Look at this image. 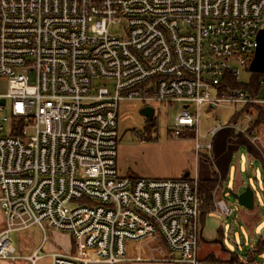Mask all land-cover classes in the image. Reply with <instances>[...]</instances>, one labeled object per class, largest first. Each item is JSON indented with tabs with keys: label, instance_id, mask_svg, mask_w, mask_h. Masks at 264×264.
<instances>
[{
	"label": "built area",
	"instance_id": "1",
	"mask_svg": "<svg viewBox=\"0 0 264 264\" xmlns=\"http://www.w3.org/2000/svg\"><path fill=\"white\" fill-rule=\"evenodd\" d=\"M261 31L264 0H0V261L19 258L12 231L37 225L76 242L50 264H117L130 243L155 238L172 261L220 264L198 253L197 172L119 173V103L178 106L171 135L192 133L196 156L211 153L199 106L261 102L226 79L251 71ZM227 126L259 141L240 120L211 135ZM216 207L234 211L223 199Z\"/></svg>",
	"mask_w": 264,
	"mask_h": 264
},
{
	"label": "rangeland",
	"instance_id": "2",
	"mask_svg": "<svg viewBox=\"0 0 264 264\" xmlns=\"http://www.w3.org/2000/svg\"><path fill=\"white\" fill-rule=\"evenodd\" d=\"M253 74L242 69L239 82L250 84ZM258 96L260 103H222L216 108L206 103L199 106V140L201 143L212 141L213 148L211 153L201 149L198 157L192 133L171 135L178 106L127 99L119 103L117 164L121 175L180 178L189 171L191 176L197 172L198 178L207 179L213 175V171L222 173V192L219 187L221 181L214 191L216 210L200 221L202 240L199 246L202 257L208 253L206 259L216 260L220 264L229 260L232 253L246 261L247 253L264 237V85ZM145 106L155 109L154 120L148 121L140 113ZM192 109L196 111L194 106ZM239 120L242 127L249 124L250 137L257 135L259 141L253 143L247 135L235 136L230 126L211 135L215 126ZM247 187H251L255 194V208L252 210L239 204L231 193H241ZM220 197L233 208L231 216L223 217L218 212L216 201ZM4 228L5 219L0 208V232ZM10 238L19 255L42 247L44 255L38 264H50L47 256L51 252L73 255L77 252L76 242L70 234L55 229L43 232L37 225L12 231ZM18 263L30 264L28 261ZM251 264H264V252L258 254Z\"/></svg>",
	"mask_w": 264,
	"mask_h": 264
},
{
	"label": "trees",
	"instance_id": "3",
	"mask_svg": "<svg viewBox=\"0 0 264 264\" xmlns=\"http://www.w3.org/2000/svg\"><path fill=\"white\" fill-rule=\"evenodd\" d=\"M253 73L254 74L252 81L248 85L240 83L238 80H236V78L232 74H229L226 78L228 79L229 87L247 91L252 96H258L262 87L260 84V80L263 74L260 72H253ZM182 178H184V176ZM219 183H220V178L218 176V172L216 171H213V175L210 178L199 179L200 221H202L207 214L215 210L214 191L216 187L219 185ZM263 252H264V237H261V239L257 242L256 246L247 253L246 261L241 260L239 255L232 253L231 258L222 264H251L252 262L255 261L257 255L262 254ZM178 264H185V263H178Z\"/></svg>",
	"mask_w": 264,
	"mask_h": 264
},
{
	"label": "crops",
	"instance_id": "4",
	"mask_svg": "<svg viewBox=\"0 0 264 264\" xmlns=\"http://www.w3.org/2000/svg\"><path fill=\"white\" fill-rule=\"evenodd\" d=\"M218 174L220 175V178H221V180H220L221 184L219 185V187L221 188V191H220V193H221L222 192L223 178H222L221 172H218ZM183 176H184V174H183ZM188 176H191L190 172H189ZM233 192H235V191H233ZM236 193H239V192H236ZM219 199H222V198L220 197ZM254 208H255V205H254ZM201 240H202V237H201V232H200L199 246H200ZM204 245H207V244H204ZM199 246H198V253H199ZM36 249H34V251ZM32 253L30 252V253L21 254V255H19L17 253L19 258H17L16 260H2V261H0V264H19L18 263L19 261H21L22 263H25L26 261H28L26 259V257H29L30 255H32ZM51 253H53V252H51ZM51 253L47 256L49 263H50V259H51ZM206 254H208V253H206ZM206 254H204L203 257L200 254H199V256L204 260H208L205 258L207 256ZM90 263H92V264H107V263L97 262V261H92ZM117 264H178V263L176 261L171 260L170 255H169V251H168L167 247L165 246V244L162 242V240L160 238H155V239H146L143 241L130 243L128 245V248H127L126 259L120 263H117Z\"/></svg>",
	"mask_w": 264,
	"mask_h": 264
},
{
	"label": "water",
	"instance_id": "5",
	"mask_svg": "<svg viewBox=\"0 0 264 264\" xmlns=\"http://www.w3.org/2000/svg\"><path fill=\"white\" fill-rule=\"evenodd\" d=\"M250 69L254 72H264V31H261L258 35V46ZM2 102H4V100ZM140 113L145 116L147 120L152 121L154 119L155 109L153 107L146 106L140 110ZM188 175V171L184 173V177H188ZM231 193L233 197L237 199L239 204L243 205L249 210L254 208L255 194L251 187H247L241 193H236L233 191Z\"/></svg>",
	"mask_w": 264,
	"mask_h": 264
}]
</instances>
